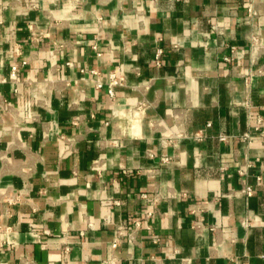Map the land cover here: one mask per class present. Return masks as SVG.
Returning a JSON list of instances; mask_svg holds the SVG:
<instances>
[{"label": "crops", "instance_id": "obj_1", "mask_svg": "<svg viewBox=\"0 0 264 264\" xmlns=\"http://www.w3.org/2000/svg\"><path fill=\"white\" fill-rule=\"evenodd\" d=\"M2 77L0 264H264V0H0Z\"/></svg>", "mask_w": 264, "mask_h": 264}, {"label": "built area", "instance_id": "obj_2", "mask_svg": "<svg viewBox=\"0 0 264 264\" xmlns=\"http://www.w3.org/2000/svg\"><path fill=\"white\" fill-rule=\"evenodd\" d=\"M247 12H248V15H254L255 14V10L250 5L247 8ZM28 27H29L30 30L32 29V25L31 24H28ZM31 33L33 34V32H31ZM19 50L20 49H19L18 46L14 48V52L19 53ZM160 53H161V49L157 48L156 51H155V54H154V58H153V62L155 64L159 63ZM232 53H234V47L233 46H231V48H230V54L224 56V59L225 60H230V57H231ZM24 63H25V60H22L21 64H24ZM17 69H18V65H16V64H13V65L10 66V71H9L10 78L15 76V73H16ZM5 80H6L5 77L0 78V82H3ZM123 81H124V77L122 75H118V74H116L113 71L109 72L108 76H107V82H106V90H107L108 95L112 96L113 93H114L113 92L114 87L116 85L123 84ZM97 85L100 86L101 82H97ZM260 121H261L260 118H258V123H260ZM209 124L210 123L207 122L206 126H208ZM254 128L257 129L258 126H254ZM191 137L194 140H201L204 137L203 129H198L196 132L191 134ZM225 138H226V136L224 134H219L218 135V139L219 140H224ZM240 138L242 140H250V134L248 132H244V133L241 134ZM238 171L240 173L244 172L243 169H239ZM244 192H245L246 195H249L251 193V188L249 186H246L244 188ZM135 225L139 226V220H135ZM127 236L132 237L131 234H128ZM117 241H118V237L116 236V238H114V240L112 241L111 246L115 247L116 244H117ZM99 264H118V262H117V260L114 257L111 256L109 258L101 260L99 262Z\"/></svg>", "mask_w": 264, "mask_h": 264}]
</instances>
